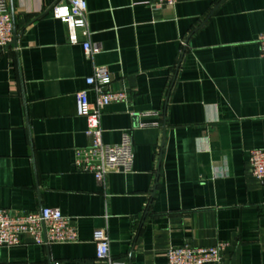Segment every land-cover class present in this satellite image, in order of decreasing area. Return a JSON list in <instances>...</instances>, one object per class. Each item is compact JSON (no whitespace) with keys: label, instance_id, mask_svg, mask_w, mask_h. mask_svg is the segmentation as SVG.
I'll list each match as a JSON object with an SVG mask.
<instances>
[{"label":"crops","instance_id":"0c3cea01","mask_svg":"<svg viewBox=\"0 0 264 264\" xmlns=\"http://www.w3.org/2000/svg\"><path fill=\"white\" fill-rule=\"evenodd\" d=\"M56 2L9 0L19 36L0 50V208L57 207L78 240L26 235L0 247V264H107L96 259L100 228L124 264L218 243L226 264H264V179L248 164L264 149V0H87L102 49L90 57L69 43ZM96 65L127 94L103 109V140L130 131L135 149L134 171L102 182L73 161L88 143L76 93Z\"/></svg>","mask_w":264,"mask_h":264},{"label":"built area","instance_id":"2783aa9c","mask_svg":"<svg viewBox=\"0 0 264 264\" xmlns=\"http://www.w3.org/2000/svg\"><path fill=\"white\" fill-rule=\"evenodd\" d=\"M177 0H156L155 5L174 6ZM87 0H57L52 14L66 24L70 44L82 45L87 56L101 52V47L90 40V26L87 16ZM84 40L81 41L80 37ZM14 40V24L9 0H0V50ZM260 56L264 58V31L258 37ZM111 75L105 65L93 67L92 74L86 77L88 88L76 93V110L79 116L87 119L86 136L88 143L74 149V167L79 172L92 173L102 182L111 173L134 171L135 149L130 131H124L120 142L109 144L103 140L101 117L103 109L114 102L126 101L125 91L110 90ZM95 95L90 100L89 92ZM248 164L254 176L264 179V149H253L249 153ZM29 236L38 244L73 243L78 240V231L71 217L64 215L57 207H43L35 211H13L0 208V247H13L24 243ZM96 259L107 264H124L112 259L110 238L105 229L94 231ZM227 243L215 246L171 247L167 252V264H226L223 250Z\"/></svg>","mask_w":264,"mask_h":264},{"label":"water","instance_id":"95a60500","mask_svg":"<svg viewBox=\"0 0 264 264\" xmlns=\"http://www.w3.org/2000/svg\"><path fill=\"white\" fill-rule=\"evenodd\" d=\"M12 17H13V24H14L13 10H12ZM18 36L19 35L17 34L16 28H15V25H14V40H13V44H16L17 43Z\"/></svg>","mask_w":264,"mask_h":264}]
</instances>
